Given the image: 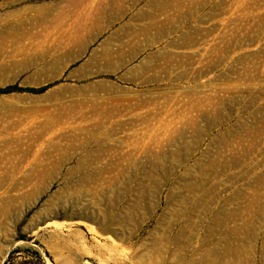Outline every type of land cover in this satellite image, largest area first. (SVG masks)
I'll list each match as a JSON object with an SVG mask.
<instances>
[{"label":"rangeland","instance_id":"374dc122","mask_svg":"<svg viewBox=\"0 0 264 264\" xmlns=\"http://www.w3.org/2000/svg\"><path fill=\"white\" fill-rule=\"evenodd\" d=\"M0 264H264V0H0Z\"/></svg>","mask_w":264,"mask_h":264},{"label":"trees","instance_id":"16d2710c","mask_svg":"<svg viewBox=\"0 0 264 264\" xmlns=\"http://www.w3.org/2000/svg\"><path fill=\"white\" fill-rule=\"evenodd\" d=\"M49 86H44L42 88H39V89H25V90H22V89H19L17 87H14V86H9V87H6L4 89H0V94H8V93H11V92H14V91H20V92H31V93H42L44 92Z\"/></svg>","mask_w":264,"mask_h":264}]
</instances>
